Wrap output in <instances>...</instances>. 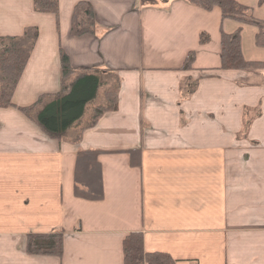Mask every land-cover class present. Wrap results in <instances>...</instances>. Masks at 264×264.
Returning a JSON list of instances; mask_svg holds the SVG:
<instances>
[{"label":"crops","instance_id":"0c3cea01","mask_svg":"<svg viewBox=\"0 0 264 264\" xmlns=\"http://www.w3.org/2000/svg\"><path fill=\"white\" fill-rule=\"evenodd\" d=\"M78 1L59 0L56 15L0 0L1 34L39 28L15 103L60 89L61 48L118 87L116 108L62 137L0 106V264H125L133 230L176 264H264V67L221 66L222 30L238 27L245 57L264 60L259 27L189 0H89L97 32L75 35ZM240 1L264 19V0ZM189 76L199 80L187 95ZM87 148L102 150L100 199L74 192ZM48 231L63 232L61 255L29 253L28 233Z\"/></svg>","mask_w":264,"mask_h":264},{"label":"trees","instance_id":"16d2710c","mask_svg":"<svg viewBox=\"0 0 264 264\" xmlns=\"http://www.w3.org/2000/svg\"><path fill=\"white\" fill-rule=\"evenodd\" d=\"M157 0H143L155 2ZM207 9L215 5L221 7L223 17L237 18L251 22L259 27L257 40L264 44V19L257 17L249 5L240 0H189ZM39 11H52L59 14V0H34ZM98 21L93 3L79 0L73 10L71 33L75 35L97 32ZM39 35L37 25H29L22 34L0 33V106L15 105L35 120L47 133L62 137L75 123H79L86 110L87 102L94 99L101 86H104L106 102L95 107L94 115L86 124H92L105 110L117 107L118 87L110 78L102 79L101 67L76 66L72 64L68 53L61 48V87L55 92L42 93L33 103L19 105L15 103L14 92L22 72L31 56ZM202 33L201 40H206ZM221 66L224 68L256 69L264 67V60L247 59L241 43V27L233 32L222 30ZM195 51L187 55L185 68L192 66ZM106 70H108L106 68ZM197 78L191 76L183 80L181 86L190 95L195 91ZM185 94V95H186ZM184 95V96H185ZM248 120L246 126L250 124ZM98 148L81 149L77 153L75 165L74 192L77 196L100 199L104 196L102 164ZM125 264H176L177 259L169 252L147 250L144 246V234L141 230L127 233L123 241ZM29 253H49L61 255L63 252V232H31L27 235Z\"/></svg>","mask_w":264,"mask_h":264},{"label":"rangeland","instance_id":"374dc122","mask_svg":"<svg viewBox=\"0 0 264 264\" xmlns=\"http://www.w3.org/2000/svg\"><path fill=\"white\" fill-rule=\"evenodd\" d=\"M102 79H106V76H103ZM106 102V97L104 94V87L101 86L96 97L87 102L86 110L84 112V115L81 118L82 123L86 121H90L92 119V116L95 112V107L99 104H103Z\"/></svg>","mask_w":264,"mask_h":264}]
</instances>
